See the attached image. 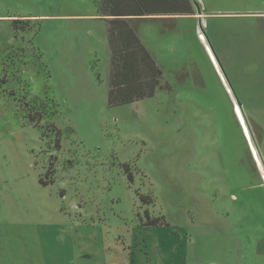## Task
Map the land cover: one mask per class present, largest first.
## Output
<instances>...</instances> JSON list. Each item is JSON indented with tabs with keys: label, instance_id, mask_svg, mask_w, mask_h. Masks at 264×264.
I'll return each mask as SVG.
<instances>
[{
	"label": "rangeland",
	"instance_id": "374dc122",
	"mask_svg": "<svg viewBox=\"0 0 264 264\" xmlns=\"http://www.w3.org/2000/svg\"><path fill=\"white\" fill-rule=\"evenodd\" d=\"M98 1L0 0V264H264V172L195 10L132 20L162 77L110 107ZM240 15L204 28L264 155V15Z\"/></svg>",
	"mask_w": 264,
	"mask_h": 264
},
{
	"label": "trees",
	"instance_id": "16d2710c",
	"mask_svg": "<svg viewBox=\"0 0 264 264\" xmlns=\"http://www.w3.org/2000/svg\"><path fill=\"white\" fill-rule=\"evenodd\" d=\"M110 47L108 106H117L154 95L162 71L142 44L134 19L150 15L193 14L191 0H99ZM255 133V132H254ZM153 223V221H152Z\"/></svg>",
	"mask_w": 264,
	"mask_h": 264
},
{
	"label": "water",
	"instance_id": "95a60500",
	"mask_svg": "<svg viewBox=\"0 0 264 264\" xmlns=\"http://www.w3.org/2000/svg\"><path fill=\"white\" fill-rule=\"evenodd\" d=\"M191 3H192V5L194 7V10H195L194 16L196 17V20H197V27L200 30V32L204 35V37H205V39H206V41L208 43V46H209L212 54L214 55V57L216 59V62L218 64V66H219V69H220V71H221V73H222V75H223V77H224V79L226 81V84L228 85V88H229V90L231 92V98H232L233 102H235L237 107L239 108V111H240V113L242 115L243 121H244V123L246 125L250 140H251V142H252V144H253V146H254V148L256 150V154H257V157L259 159L261 168H262V170L264 172V155H263V153H262V151L260 149L258 141H257V139L255 137L254 132H253L252 126H251V124H250V122L248 120V117H247L246 112H245L244 107H243V103L240 100V97H239L238 93L236 92L232 82L230 81V79L228 77V74H227V72H226V70H225V68H224V66H223V64H222L217 52L215 51V49H214V47H213V45H212L207 33H206V30L204 28L203 16H205L206 14L203 12L199 0H191Z\"/></svg>",
	"mask_w": 264,
	"mask_h": 264
},
{
	"label": "crops",
	"instance_id": "0c3cea01",
	"mask_svg": "<svg viewBox=\"0 0 264 264\" xmlns=\"http://www.w3.org/2000/svg\"><path fill=\"white\" fill-rule=\"evenodd\" d=\"M199 1H200V4H201V7H202L203 12L206 14L205 16H203V23L204 24H205V19H204L205 17H208L209 16V18H213L212 15H217V14H234V15L241 14L240 16H245V17H242V18L255 19V20H259V19L263 18V15H264V11H261V10H258V9L251 10V11L249 10V11H245V12H234V13L233 12H225V13L218 12V11H215L213 9L212 10L209 9L208 8V5H206V0H199ZM99 16H101V15H99ZM101 18L105 21L104 16H101ZM105 23H106V21H105ZM260 52H261V50H258V53H257L258 56H260L262 54V52L261 53ZM244 56H247V55H244ZM259 61H262V60L259 58ZM263 94H261V102L264 104V102H263L264 101ZM209 228H211L210 225L208 226L207 229H209ZM208 232H210V231H208Z\"/></svg>",
	"mask_w": 264,
	"mask_h": 264
},
{
	"label": "bare ground",
	"instance_id": "6f19581e",
	"mask_svg": "<svg viewBox=\"0 0 264 264\" xmlns=\"http://www.w3.org/2000/svg\"><path fill=\"white\" fill-rule=\"evenodd\" d=\"M205 27V26H204ZM226 82V81H225ZM228 86V85H227ZM231 93V92H230ZM239 109V108H238ZM242 116V115H241ZM246 126V125H245ZM256 151V150H255ZM257 155V154H256ZM259 160V159H258ZM260 163V162H259ZM258 164V163H257ZM261 166V165H260ZM258 168H259V166H258Z\"/></svg>",
	"mask_w": 264,
	"mask_h": 264
}]
</instances>
